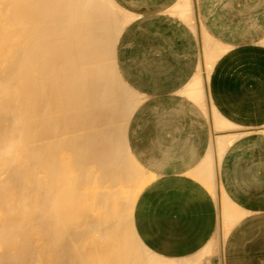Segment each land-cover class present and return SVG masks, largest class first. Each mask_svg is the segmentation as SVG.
I'll return each mask as SVG.
<instances>
[{"label": "bare ground", "instance_id": "bare-ground-1", "mask_svg": "<svg viewBox=\"0 0 264 264\" xmlns=\"http://www.w3.org/2000/svg\"><path fill=\"white\" fill-rule=\"evenodd\" d=\"M131 19L114 0H0V264H169L128 232L148 183L114 58Z\"/></svg>", "mask_w": 264, "mask_h": 264}, {"label": "crops", "instance_id": "crops-1", "mask_svg": "<svg viewBox=\"0 0 264 264\" xmlns=\"http://www.w3.org/2000/svg\"><path fill=\"white\" fill-rule=\"evenodd\" d=\"M114 1L132 16L114 58L118 74L140 95L126 137L148 177L132 217L143 260L264 264V21L219 38L209 25L221 22L208 17L204 5L198 18L195 0H155L154 8L135 9L128 5L138 0ZM167 28L177 43L202 36L204 67L198 60L188 72L180 48L172 50L175 96L200 111L153 134L139 157L130 122L148 98L147 87L170 84L165 73L148 74L154 54L159 69L168 61Z\"/></svg>", "mask_w": 264, "mask_h": 264}, {"label": "rangeland", "instance_id": "rangeland-1", "mask_svg": "<svg viewBox=\"0 0 264 264\" xmlns=\"http://www.w3.org/2000/svg\"><path fill=\"white\" fill-rule=\"evenodd\" d=\"M154 2L155 0H138V4H130L128 6L133 9L142 7L154 8L156 6ZM195 5L198 18L200 6L204 5L205 14H207L208 17L214 16L217 21L221 22L217 25H209V27L215 31L213 35L215 37L219 36V38L224 37L225 31H239L245 29V27L249 25H255L256 23L264 21V0H195ZM198 24L199 26L201 25L199 20ZM166 32L168 37L167 40L169 41V43L165 45L168 47V61L163 70H161L157 63L159 57L157 54H154L155 58L151 60L148 74L151 73L152 76L157 77L161 72L163 75L165 73L167 81L170 84L161 87L153 86L154 88L150 89L147 87L144 93L148 95V98L138 107L137 112L131 119V131H133L132 138L138 156L139 153L142 152V146L151 142L150 140H152L153 134L160 136V130H162V128L177 125L176 117H180V122L184 124V117L197 114V112L200 111L199 107L192 104L187 99L177 98L175 96V91H173L172 87L175 85L176 76L174 74L176 70L173 67L172 50L180 48V55L182 61L185 63L184 66L189 68L188 72L193 71L194 64L198 60L203 62L204 67V60H202L204 55L202 36L200 35L199 42H193L191 39L183 38L177 43L173 41L169 28L166 29ZM154 33H157V31H154ZM140 54L142 53H137V59L139 60ZM181 78L182 80L187 79V77L184 78V75H182ZM139 110H142L143 113L139 114ZM136 127L137 134L135 133ZM144 158L145 160L147 159V157L143 155V159ZM144 164L146 168L152 166V164L148 162ZM130 229L131 231H129ZM130 229L128 230L130 235L129 233L128 235L131 237V242L134 244L133 248L138 252H144L140 241L136 238L135 234H133L132 226Z\"/></svg>", "mask_w": 264, "mask_h": 264}]
</instances>
